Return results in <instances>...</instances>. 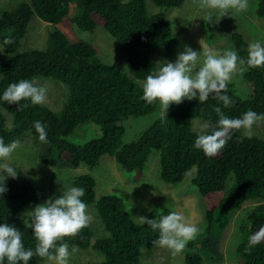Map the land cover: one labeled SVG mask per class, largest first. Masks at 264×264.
<instances>
[{
  "label": "trees",
  "instance_id": "obj_1",
  "mask_svg": "<svg viewBox=\"0 0 264 264\" xmlns=\"http://www.w3.org/2000/svg\"><path fill=\"white\" fill-rule=\"evenodd\" d=\"M147 1L158 11L148 12L146 0H26L1 11L0 137L9 144L27 131L34 145L45 147L47 155L43 161L56 159L74 169L80 165L93 169L102 156L109 155L128 178L141 176L152 152L158 151L161 180L177 184L190 174V183L201 196L204 230L188 243L183 264H205L206 258L213 260V246L217 243L213 240L228 226L231 213L249 201L264 202V137L241 140L243 132L233 131L222 151L208 158L194 147L200 132L193 124L196 120L209 124L206 131L210 133L218 120L216 106L230 118H239L248 110L264 114V68H252L243 74L250 85L247 98L226 93L233 101L229 108H223L222 102L211 96L203 104L198 98L185 99L179 105H170L166 118L157 117L136 139L122 145L124 123L132 117L148 116L158 108V104L149 105L141 99L140 81L144 82L156 71L160 61L169 60L176 53L179 42L172 33L166 11L182 6L186 0ZM255 13L264 17V0H255ZM34 17L52 26L46 46L22 50L21 43ZM64 21H69L79 32H92L96 26H102L123 52L134 77L102 61L90 43L70 41L55 28ZM206 25L212 31L220 22H206ZM6 39L12 43L5 44ZM228 41L239 56L246 58L248 44L241 34L232 32ZM25 79H49L66 87L61 108L21 101L20 105L29 104V107L18 110L19 104H8L2 99L10 84ZM35 121L45 126L47 136L43 142L33 127ZM89 123L99 127L98 137L82 145L70 141L79 126ZM4 183L7 191L0 194V224L19 229L25 248L34 250L32 230L25 228L21 214L38 204L35 189L19 171L16 178L7 177ZM68 183L85 189L81 199L94 209L104 228L100 237H95L89 225L76 237L66 238L64 242L69 250L92 248L102 255L100 264H140L141 249L155 246L153 240L158 238V231L136 223L118 196L98 197L90 174L74 176ZM61 192L50 198L58 197ZM172 211L163 210L154 219ZM263 225L264 206L255 207L240 220L241 237L236 247L239 264H264V240L250 254L245 251L249 237ZM45 260L33 256L29 264H41Z\"/></svg>",
  "mask_w": 264,
  "mask_h": 264
},
{
  "label": "rangeland",
  "instance_id": "obj_2",
  "mask_svg": "<svg viewBox=\"0 0 264 264\" xmlns=\"http://www.w3.org/2000/svg\"><path fill=\"white\" fill-rule=\"evenodd\" d=\"M22 1L26 0H0V13L15 7ZM146 5L148 12L158 11L147 0ZM73 11L74 8L71 9V12ZM206 12L207 10L198 7L196 0H186L182 6L166 11V16L172 25V33L178 39L179 44L176 53L169 60L160 61L158 68L166 62L174 63L178 53L183 52L185 46H189L198 52L202 51L201 40L203 44L219 53H223L226 49H233L228 41L232 32L241 34L247 44L259 41L264 45V17L256 15L255 0H249L247 11L238 14L231 13L222 17L219 20V27L212 31L207 29L206 22L203 20ZM213 19H216L215 13ZM51 28V25L34 17L29 25L27 35L21 43V49L45 48L48 32ZM55 28L66 35L70 41L83 40L90 43L97 50L102 61L116 66L128 77H134L123 52L113 44V42L115 43L114 39L102 26H96L92 32H79L69 21H64ZM82 33H87L86 38H81ZM38 83L47 87V99L42 105L52 109L61 108L67 94L66 87L59 86L49 79H38ZM143 83L140 81L141 86ZM228 91L241 98H247L250 94V85L244 80L243 75L237 74L232 83L229 84ZM160 116L158 106L157 110L148 116L128 119L124 123L125 131L121 144L124 145L136 139L144 129ZM193 125L196 131L201 132L203 124L196 120ZM99 135V127L89 123L79 126L69 139L82 145ZM252 136L264 137V121H259L253 125ZM17 141L19 142L18 147L6 162L32 184L38 204L44 203L57 191H62L63 183L68 182L72 177L79 174H90L95 180L96 195L98 197L109 194L118 196L136 223L140 222L135 217L144 216L148 219H154L163 210L173 209L183 213L189 221L196 224L200 228L199 233L204 230V205L197 188L190 183L191 175L189 174L177 184L163 182L160 178L158 151L152 152L141 176L133 175L132 178H128V175L121 171L112 156H102L99 164L93 169H89L85 165H80L74 169L58 163L56 159L43 161L47 155L45 147L34 145L32 137L27 131ZM0 163H5V161H0ZM257 206H264V202L249 201L231 213L228 226L213 240V242H217L213 246L211 255L213 260L206 258L205 264H239L236 247L241 234L238 226L240 220ZM88 213L93 217L90 227L95 237L102 236L104 228L91 206H88ZM21 218L24 219V213L21 214ZM95 237L92 238L91 244L94 243ZM188 250V244L182 252L176 255H172L167 248L156 246L142 248L140 264H183ZM69 252L71 253L69 264H100L102 260V255L92 248L86 250L72 249ZM208 258L210 259V257ZM41 264H48V262L45 260Z\"/></svg>",
  "mask_w": 264,
  "mask_h": 264
},
{
  "label": "clouds",
  "instance_id": "obj_3",
  "mask_svg": "<svg viewBox=\"0 0 264 264\" xmlns=\"http://www.w3.org/2000/svg\"><path fill=\"white\" fill-rule=\"evenodd\" d=\"M198 7L207 10L203 20L209 24L231 13L247 11L249 0H196ZM216 19L213 21V14ZM82 33L81 38H86ZM5 44H11L6 39ZM202 51H195L189 46L178 53L176 61L162 64L156 71L149 74L143 83L141 97L149 105L158 104L161 116L166 118L170 105L181 104L185 99L198 98L203 104L211 96L222 102L223 108H229L233 101L226 94L234 77L243 75L252 68H264V45L259 41L250 42L246 58L238 55L235 49H226L219 53L200 41ZM201 56L203 57L201 59ZM2 99L8 104H19L18 110L29 107L20 105L21 101H30L31 105H42L47 99V87L41 86L38 79L20 80L10 84L3 92ZM218 120L209 133V124H204L195 139L194 147L201 150L208 158L217 156L226 146L233 131L243 132L240 137L251 138L253 125L264 121V114L248 110L239 118H230L220 106L214 108ZM39 134V140H46L45 126L40 121L33 124ZM18 141L5 144L0 137V194L7 191V177L16 178L17 171L8 161L18 147ZM85 194L83 187L64 182L61 194L48 198L44 203L35 205L32 210L24 213L23 223L31 229L35 239L34 250L25 248L22 232L7 223L0 224V264H29L33 256L46 259L48 264H69L71 253L66 238H74L82 229L88 227L93 217L88 213V205L81 199ZM141 224H147L153 231H158V238L153 240L156 247L167 248L172 255L182 252L188 242L199 233L200 228L189 221L181 212L172 211L160 216L159 219H148L144 216L135 217ZM264 240V226L251 235L245 249L249 252Z\"/></svg>",
  "mask_w": 264,
  "mask_h": 264
}]
</instances>
